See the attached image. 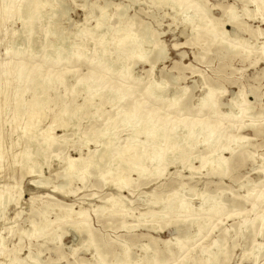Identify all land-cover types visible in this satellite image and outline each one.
<instances>
[{"label":"bare ground","instance_id":"bare-ground-1","mask_svg":"<svg viewBox=\"0 0 264 264\" xmlns=\"http://www.w3.org/2000/svg\"><path fill=\"white\" fill-rule=\"evenodd\" d=\"M129 1L134 4L140 0ZM259 1L257 10L264 9V0ZM53 2L55 5H52ZM150 3L165 5L173 11L179 10V14L184 16L181 20L185 25L192 29L200 27L197 5L190 0H150ZM46 6L48 9H45ZM110 6V3L105 2L96 17H89L86 13L84 22L93 18L94 25L86 28L83 22V28H77L73 33L78 40L71 43L53 27L60 23L58 13L65 7L62 0H0V29L14 15L21 25L19 32H15L16 38L11 40L12 43L6 40L12 46L0 55V180H8L0 188V210L6 211L9 207L18 206L22 200L25 179H29L28 183L34 187L47 186L49 179L42 177V165L49 169L51 160L57 159L60 154L55 153L59 141L66 142L64 135L57 137L55 131L63 134L71 131L75 139L82 140L79 152L83 148L87 150L85 157L80 154L63 159L62 181L54 187L55 192L68 188L74 179L83 183L88 178L98 180L102 187L110 186L117 191L116 195L109 194L102 199L95 193L88 195V199L101 202L91 208L92 214L79 204L78 209H75L74 203L43 202L35 207L36 197L32 196L29 199V217L24 220L28 223L27 229H20L16 234L10 230L7 238L17 235L19 239L25 235L46 241L51 239L54 242L56 231H62L65 227L64 233L75 237L67 249L75 251L82 247L87 251L93 248L95 264H108V254L93 241L90 230L93 217H119L122 219L121 228L126 229V232L135 231L143 226L140 225L143 222L163 223L171 233L196 228V235L200 234L213 217L222 214L224 207L217 194L210 195L206 191L196 194V189L189 188L183 180L192 182L193 173L202 168L209 177L223 179L226 177L229 160L238 153L237 149L241 148L242 141L246 139L227 136L225 143L218 145L224 138L222 125L219 121L213 124L208 118L210 115H218L217 95L223 96L225 93L206 84L200 87L201 95L197 102L186 110L178 105L186 95L185 87L178 91L177 86H171L163 78H150L142 96L137 97L132 87V82L136 80L133 69L137 63L150 64L153 52L150 47L154 43L153 30L147 24L135 23V15H126L131 5H116L118 11L115 15L119 18V24L108 27L110 16L106 10ZM82 7L89 8L90 11L92 3L88 7ZM230 19L233 20L234 17ZM38 23L45 26V32L40 40H35L32 27ZM50 35L55 36L54 41L48 39ZM212 35L213 40L216 39L213 33ZM97 37H101L98 44ZM10 39L13 38L8 40ZM38 41L45 49L41 55L33 51ZM90 41L93 43L91 58L88 51L82 52ZM97 45L100 50H97ZM156 48L158 59H163L164 45L159 44ZM51 62L56 67L65 66L66 74L75 73L76 64H84L87 71L76 77L68 94H61L59 88L62 81L56 75V67H47ZM152 69L153 65L150 72ZM170 89L172 93L167 95ZM78 99L79 103L76 102ZM247 105L245 96L237 94L229 99V114L235 108L240 117L245 116L249 109ZM192 109L195 110V116L189 117ZM173 114L178 115L174 117ZM222 114L223 117L228 116V113H221V116ZM47 118L51 120L43 125ZM90 145H94V148L90 149ZM8 152L9 156L6 158ZM194 162L200 165L195 166ZM5 165L8 166L6 174ZM169 167L176 170L180 167L181 171H188L189 176L185 177L181 171H176V177L181 181L176 189L164 196L156 195L153 191L138 197L137 200L145 207V211L135 216L132 209L126 207V198L122 193L127 191L133 195L140 181L166 180L165 171ZM260 172L264 175V166ZM248 185L251 184L247 182L240 187L242 189ZM262 188L254 197L256 202L248 205V209L255 216L253 221L259 222L258 236H263L264 230V211L259 214L257 207V200L264 199V184ZM74 193L70 194L75 196ZM89 205L93 206L91 203ZM23 214V211H15L14 217L10 219L12 225L9 229L17 226L18 219ZM50 214H54L53 219ZM127 218L135 219L137 224H127ZM2 219L3 216L0 217ZM247 224L245 220L240 227ZM7 238L0 236V264L42 262L31 251L24 258L20 257L22 248H9ZM188 240L191 239H181L173 235L163 244L167 254L175 256L179 251L188 252L195 248L186 245ZM215 244L216 241L212 242L210 249L202 247V253L211 255V258L212 255L215 256L211 250ZM139 247L144 251L149 248L148 244ZM173 248L177 250L176 253H173ZM128 249L121 244L122 252L120 258L114 259L115 264L139 263L140 260L127 262ZM156 252H159L158 249ZM157 253L152 257V264H160L156 260ZM261 253H264V245L254 243L253 264H257ZM143 259L150 262L147 255Z\"/></svg>","mask_w":264,"mask_h":264},{"label":"rangeland","instance_id":"rangeland-1","mask_svg":"<svg viewBox=\"0 0 264 264\" xmlns=\"http://www.w3.org/2000/svg\"><path fill=\"white\" fill-rule=\"evenodd\" d=\"M62 1L65 7H63L64 10L59 8L60 23L53 25V27L57 33L68 38L71 43L78 40L73 36L77 28L82 29L83 26L88 28L94 25L93 18L84 22L86 13L89 14V17H96L100 13V7L108 2L111 4L106 10V13L110 16L108 27H116L119 24V18L115 15L118 11L117 6L131 5L126 15L129 17L135 15L133 17L135 23L149 25L153 30L154 38V43L150 47L153 51L150 64L137 63L133 69L136 80L132 82V87L135 89V95L137 97L142 96L141 94L144 93V88L150 78L153 77L156 80L163 78L171 83V86H177L178 91L185 87L186 95L179 101L178 105L179 108L186 110L197 102L198 97L201 95L200 87L206 84L225 93L223 96L217 95L218 115H210L208 118L211 123L214 124L219 121L222 125L221 132L224 138L218 145L224 144L227 136L246 138L242 141L241 148L237 149L238 153L229 160L225 172L226 177L223 179L211 178L207 175V171L202 168L193 173L194 180L192 182L187 179L183 180L189 188L196 189V194L201 191H206L210 195L217 194L224 207L222 214L213 217L200 234L196 235V228L182 229L171 233L164 227L163 223L149 224L143 222L140 225L145 226V228L141 226L135 231L126 232V229L121 228L122 219L119 217H99L98 219L93 217L90 221L93 241L107 252L108 264H115L114 259L120 258L121 244L129 248L127 262L140 260L138 264H152L151 260L153 255L157 253V249L159 252L156 260L160 264H253V244L264 245V230L263 236L257 235L259 222L253 221L255 216L248 209L249 204L256 202L254 197L258 191L263 190L262 185L264 184V175L260 172V169L264 166V9L257 10L260 1L190 0L197 5V15L200 17L198 21L200 27L195 29L183 23L181 19L184 16L179 14V10L173 11L165 5H152L150 0H140L134 4H130L129 0ZM91 3L90 11L89 8L82 7V5L88 7ZM52 5H55V3L53 2ZM229 8H231V11ZM45 9H48V6ZM230 17H234V19L231 20ZM20 26V21L16 15L13 16L10 22L1 26L0 55L5 53L6 48L12 46L7 41L12 43L16 38V33L20 30ZM32 32L34 34L33 38L40 40L45 32V26L38 23L32 27ZM212 33L216 36L214 40ZM10 37L13 39L8 40ZM100 38H96V44H98ZM48 39L54 41L55 36L50 35ZM40 43L38 41L33 48L37 55H41L45 50ZM159 44L165 47L163 59H158L156 47ZM92 46L93 43L90 41L86 48L82 50V52L88 51L89 58L92 57L90 54ZM112 47L111 44L110 49ZM97 50H100L99 46ZM151 65H153V69L150 72ZM47 67L48 69H54L56 65L51 62ZM74 67V70L77 71L70 74H66L67 68L65 66L54 69L57 77L62 81L59 93L63 94L65 92L68 94L76 77L85 74L87 71L84 64H76ZM171 93V89L167 91V95ZM237 94L245 96L248 102L247 107L249 109L245 116L240 117L238 110L235 108L232 110L233 113L229 114L230 109L227 104L229 99ZM76 102L79 103V99ZM221 113H228V116L223 117ZM173 115L177 117L178 114ZM194 116L195 110L192 109L189 117ZM49 120L51 119L44 120L43 125L48 124ZM84 125L83 123L82 126ZM54 133L57 137L64 135L67 143L64 142V144L62 140L59 141L55 153L60 154H58L57 159L53 158L51 160L49 169L42 165V177L49 179L47 186L34 187L28 183L29 179L24 180L22 200L18 206L16 208L9 207L6 211L0 210V217L3 216L4 218L0 220V236L7 238L10 230L16 234L20 229H27L28 223L24 220L29 217V199L32 196L36 197L35 207L40 206L43 202L74 203L75 209H78L77 204H79L88 213L92 214L91 208L100 205L101 202L97 199H88V195L95 193L102 199L109 194H117L113 187H102L101 182L94 178H88L83 183L74 179L68 188L55 192L54 187H57L62 181L63 159L67 156L77 157L80 154L85 157L87 150L83 148L79 152L78 148L82 140L75 139L71 131L65 134L61 131H55ZM6 143L8 145V141ZM6 143L4 146H6ZM89 148L93 149L94 145H90ZM8 156L9 152L5 157ZM193 165L199 166L200 163L194 162ZM6 169L8 170V166L5 165L4 173L8 172ZM176 171H181V168L179 167L178 170L174 167L167 168L165 171V174H167L166 180L155 181L150 179L146 182H137L139 185L134 190L133 195L127 193V191L122 193L126 198L124 201L126 207L132 209L134 215L138 216L139 212L145 211V207L137 200L138 197L153 191L156 195L164 196L169 191L176 189L178 183L181 182L176 177ZM181 174L185 177L189 176L188 171H181ZM7 182L6 179L4 181L0 180V188L2 184ZM247 182L251 185L241 189L240 186L247 184ZM73 192H75V196L70 194ZM126 200L133 202L129 203ZM89 203L93 206H90ZM257 205L258 213L262 214L264 199L257 200ZM15 211L16 213L23 211L24 214L21 216L22 218L18 219L17 226L9 229L12 225L10 219L14 217ZM49 216L52 219L54 218V214ZM245 220L248 224L245 227H240ZM126 223L137 224L133 218H127ZM152 227L155 229H152ZM65 231V227L62 228V231H56V236H54L56 241L54 242H51V239L46 241L41 238L26 237L25 235L18 239L17 235H13L11 238H7L6 243L11 249L21 247L22 250L19 256L23 258L31 251L33 255L38 256L42 261L40 264H95L96 257L93 248H89L87 251H84L82 247L77 248L75 251L67 249L72 245L71 243L75 240V237L69 233H64ZM173 235L181 239H191L185 243L195 248L188 252H177L173 248V253L177 252V254L175 256L168 255L163 242ZM192 235L195 239L191 238ZM83 238H85V235ZM214 241L218 245L212 246L211 250L216 255H212L211 258V255L202 253L201 248H209ZM143 244L149 246L146 251L139 247ZM218 246L219 251H217ZM144 253L149 257L150 262L143 259ZM260 255L257 264H264V253ZM213 259H216V261L214 262Z\"/></svg>","mask_w":264,"mask_h":264}]
</instances>
